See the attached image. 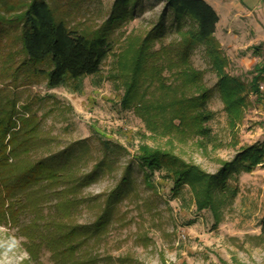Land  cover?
Listing matches in <instances>:
<instances>
[{
	"label": "trees",
	"instance_id": "trees-1",
	"mask_svg": "<svg viewBox=\"0 0 264 264\" xmlns=\"http://www.w3.org/2000/svg\"><path fill=\"white\" fill-rule=\"evenodd\" d=\"M139 1L114 0L109 15L97 26L85 21L68 23L47 0H17L14 4L6 1L5 7H0V40L5 33L18 29L13 39L20 44L21 55L12 82L22 72L26 85L43 78L49 88H56L99 73L112 49L111 33L133 17ZM163 1L172 11L178 37L156 48L162 24L146 31L144 36H128L117 53L116 73L111 78L124 86L121 106L133 108L148 129L163 134L179 131L187 137L209 139L212 130L208 123L215 116L208 105L210 98L219 93L229 123L235 127L249 106V91L260 93L264 63L255 65V76L249 82L250 90L247 89L242 79L225 70L229 61L215 36L220 18L213 6L206 0ZM16 7L23 9L15 11ZM200 46L218 76L214 86L206 83L204 70L192 60L194 50ZM18 114L16 98L0 93V221L18 228L35 261L44 248L55 264H108L84 246L91 237L105 232L117 211L116 204L127 190L125 184L132 166L128 164L113 190L92 198L98 201L102 197L94 221L79 225L72 216L89 200L78 194L83 186L93 182L99 170L109 167V150L113 151L110 140L102 141L103 156L92 170L77 171L72 167V147L34 158L31 152L42 141L39 120L35 113ZM114 145L118 151L120 146ZM137 151L135 160L146 181L149 174L159 172L172 182L174 190L188 185L199 211H216L225 198L234 199L238 186L231 185L229 179H237L234 174L249 173L264 164V146L259 144L243 147L232 160L222 161L214 173L187 161L173 149L141 144ZM22 215H27L28 220H23ZM261 219L260 233L264 236V214Z\"/></svg>",
	"mask_w": 264,
	"mask_h": 264
},
{
	"label": "rangeland",
	"instance_id": "rangeland-1",
	"mask_svg": "<svg viewBox=\"0 0 264 264\" xmlns=\"http://www.w3.org/2000/svg\"><path fill=\"white\" fill-rule=\"evenodd\" d=\"M6 1L14 4L17 0H0V7H5ZM47 1L68 23L85 21L94 26L107 18L114 2ZM135 7L133 17L111 33L112 49L101 71L83 81H69L56 88H49L43 78L26 85L21 79L22 72L12 82L11 76L20 66L21 55L20 44L13 39L19 30L9 28L11 31L0 40V93L16 98L19 114L37 116L42 141L31 152L34 158L72 147V167L89 172L103 156L102 141L110 140L113 151L109 150V167L99 170L93 182L81 188L78 196H85L89 201L72 216L75 223L93 222L102 197L98 201L92 198L108 194L119 184L126 168L132 166L129 182L125 184L127 190L116 204L117 211L105 232L97 238L91 237L84 249L88 247V251L106 259L108 264H263L264 236L260 230L264 214V164L249 173L234 174L237 179H229L231 185L238 186L234 199L225 198L216 211L211 208L199 211L188 185L174 190L172 182L159 172L149 174L146 181L135 159L138 146L147 144L173 149L187 161L214 173L222 161L232 160L243 147L264 146V79L259 83V94L249 89L255 65L264 63V30H236L237 35L223 38L224 45H221L229 61L225 70L242 79L250 90L243 120L232 127L222 99L215 92L208 102L215 111L208 123L211 138L187 137L179 131L163 134L148 129L133 108L121 106L124 86L111 78L116 73L117 53L128 36H144L146 31L162 24L155 40L156 48L178 37L172 11L163 0H141ZM21 9L16 7L15 11ZM192 60L197 68L204 70L206 83L214 86L218 76L211 69L202 46L194 50ZM3 73L6 75L2 77ZM116 143L120 146L118 151ZM28 218L22 215L23 220ZM24 240L18 228L0 221V264H55L44 248L40 259L35 261L27 252Z\"/></svg>",
	"mask_w": 264,
	"mask_h": 264
},
{
	"label": "crops",
	"instance_id": "crops-1",
	"mask_svg": "<svg viewBox=\"0 0 264 264\" xmlns=\"http://www.w3.org/2000/svg\"><path fill=\"white\" fill-rule=\"evenodd\" d=\"M219 15L215 36L221 45L225 37L237 35L236 30H264V0H206ZM247 33V32H246ZM254 61V60H253Z\"/></svg>",
	"mask_w": 264,
	"mask_h": 264
}]
</instances>
